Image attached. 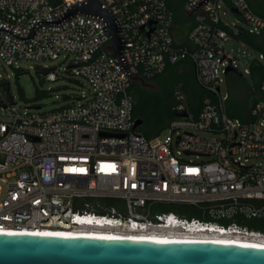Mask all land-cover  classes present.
I'll return each mask as SVG.
<instances>
[{
  "label": "built area",
  "instance_id": "obj_1",
  "mask_svg": "<svg viewBox=\"0 0 264 264\" xmlns=\"http://www.w3.org/2000/svg\"><path fill=\"white\" fill-rule=\"evenodd\" d=\"M80 1L0 0L1 29L19 38L34 31L19 39L0 30V61L18 68L20 60L61 54L68 63L62 71L54 65L44 80L88 84L62 93L51 109L14 100L3 107L0 227L264 243V228L253 226L264 222V77L242 118L227 113V94L219 89L228 59L236 65L223 42L239 29L258 33L264 15L246 0H183L189 20L182 45L173 38L165 0H104L119 25L129 76H137L128 77L99 19L75 14L57 26L43 22ZM184 56L213 97L196 117H177L147 138L132 127L129 83ZM42 66L48 65L36 68ZM170 204L182 205V212L164 209Z\"/></svg>",
  "mask_w": 264,
  "mask_h": 264
},
{
  "label": "water",
  "instance_id": "obj_2",
  "mask_svg": "<svg viewBox=\"0 0 264 264\" xmlns=\"http://www.w3.org/2000/svg\"><path fill=\"white\" fill-rule=\"evenodd\" d=\"M203 2L204 0H199L197 5ZM232 10L235 11V8L232 7ZM75 14L89 19H99L103 24L101 28L109 37L108 49L113 54L115 61L128 77H137L129 76L121 54L124 41L118 35L119 25L105 5L104 0L76 2L58 18L43 22L57 26L63 19ZM140 28L143 30L142 27ZM0 30L8 32V30L1 28ZM148 32L144 31L145 35ZM33 33L32 29V35ZM30 37L27 35L25 38L19 39ZM53 67L54 65L42 66L35 69L34 73L44 75ZM224 71H234L241 74L239 68L231 64L229 59ZM8 87V81L1 79L0 88L3 91V99H0V105L3 107L7 103L13 102ZM173 114L177 117H183L187 115V110L175 108ZM139 122L140 118H134L132 127L135 128ZM100 133L109 134L111 132L101 131ZM0 264H264V246L220 243L208 240H142L0 232Z\"/></svg>",
  "mask_w": 264,
  "mask_h": 264
},
{
  "label": "trees",
  "instance_id": "obj_3",
  "mask_svg": "<svg viewBox=\"0 0 264 264\" xmlns=\"http://www.w3.org/2000/svg\"><path fill=\"white\" fill-rule=\"evenodd\" d=\"M167 7L173 15V22L178 19L189 20L181 13L183 0H165ZM256 14L264 15V0H246ZM226 31L231 34L230 29ZM232 38L244 43L252 50L262 55L264 60V29L258 33H249L244 29H239ZM186 45L185 39L180 42ZM248 73L255 87V93L251 96L250 103L247 107L237 101L232 95L227 94L226 111L231 116L242 118L248 110L251 102L258 94V84L264 77V64L257 58H252L248 63ZM234 76L239 74L234 71ZM151 80L155 87L146 86L141 81ZM17 93L24 98L22 87L16 85ZM131 92L132 115L134 118H140V122L135 126V131L141 133L147 138L157 135L163 130L169 121L177 118L173 114V110L180 104L182 108L187 110V114L196 117L203 100L207 97H213L211 91L200 87L193 73V63L188 56L181 57L174 62H167L164 68L151 76H145L137 80H131L129 83ZM48 95L47 90L34 86L33 98L40 99ZM107 203H113L112 198H106ZM164 209L182 212V205L170 204ZM187 215H191L190 212Z\"/></svg>",
  "mask_w": 264,
  "mask_h": 264
},
{
  "label": "rangeland",
  "instance_id": "obj_4",
  "mask_svg": "<svg viewBox=\"0 0 264 264\" xmlns=\"http://www.w3.org/2000/svg\"><path fill=\"white\" fill-rule=\"evenodd\" d=\"M234 19L233 15H230ZM186 18L178 19L173 22L172 35L176 42L180 43L185 39V34L188 31V24ZM224 51L232 55L235 59L236 66L241 71V74L234 76L232 73L222 74V80L219 83L221 94L232 95L237 101L249 105L251 96L255 93V87L252 79L247 72H243L244 67H248V63L252 58H257L258 52L252 50L244 43L234 39L228 38L223 42ZM264 64V60H260ZM68 63V60L61 54L52 58L41 59L38 61L20 60L17 62L18 68L5 65L0 61V80L6 79L9 85V92L14 101L25 103L26 105H39L40 109H51L62 103V93H79L81 89H86L88 86L86 80L79 78L82 84L76 81L54 80L46 81L40 74H35L34 70L39 65H55L56 69L62 71L63 67ZM31 64V66H30ZM37 64V66H32ZM146 86L155 87L153 81L142 80ZM22 87L24 98L17 93L16 85ZM34 86L45 89L48 95L40 99L33 98ZM0 99H3V94L0 90ZM3 106L0 105V116L3 113ZM209 136L207 133H202ZM263 223V224H262ZM254 224V227L264 228V222Z\"/></svg>",
  "mask_w": 264,
  "mask_h": 264
},
{
  "label": "bare ground",
  "instance_id": "obj_5",
  "mask_svg": "<svg viewBox=\"0 0 264 264\" xmlns=\"http://www.w3.org/2000/svg\"><path fill=\"white\" fill-rule=\"evenodd\" d=\"M0 232H26V233H38V234H50V235H65V236H99V237H114V238H132V239H165V240H179V239H169L161 236L149 235V236H121V235H105L98 232H93L84 229H51V230H39V229H27V228H2L0 227ZM185 241H190L189 239H180ZM208 241L220 242V243H231V244H241V245H251V246H264V243L253 242L247 239L238 237H220L211 239Z\"/></svg>",
  "mask_w": 264,
  "mask_h": 264
},
{
  "label": "flooded vegetation",
  "instance_id": "obj_6",
  "mask_svg": "<svg viewBox=\"0 0 264 264\" xmlns=\"http://www.w3.org/2000/svg\"><path fill=\"white\" fill-rule=\"evenodd\" d=\"M0 90H1V92H3L1 88H0Z\"/></svg>",
  "mask_w": 264,
  "mask_h": 264
}]
</instances>
